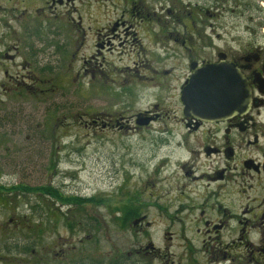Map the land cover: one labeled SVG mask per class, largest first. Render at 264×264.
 I'll list each match as a JSON object with an SVG mask.
<instances>
[{
	"label": "rangeland",
	"instance_id": "rangeland-1",
	"mask_svg": "<svg viewBox=\"0 0 264 264\" xmlns=\"http://www.w3.org/2000/svg\"><path fill=\"white\" fill-rule=\"evenodd\" d=\"M20 2L0 0V264H238L231 259L250 253L245 242L256 231L239 240L230 221L211 232L204 222L218 215L178 208L177 186L185 204L199 192L175 173L181 155L171 154L172 117L180 115L177 90L188 73L181 53L191 49L200 59L219 48L264 49V0H77L65 13L58 8L57 19L51 11L42 18L9 11ZM27 30H44L34 56L18 42L30 40ZM140 45L160 50L162 68L172 70L160 101L172 119L135 132L103 128L156 102L144 78H130L138 76L130 68ZM170 154L167 173L154 176ZM14 186L49 187L63 200ZM132 197L142 225L116 220Z\"/></svg>",
	"mask_w": 264,
	"mask_h": 264
},
{
	"label": "flooded vegetation",
	"instance_id": "flooded-vegetation-1",
	"mask_svg": "<svg viewBox=\"0 0 264 264\" xmlns=\"http://www.w3.org/2000/svg\"><path fill=\"white\" fill-rule=\"evenodd\" d=\"M20 1L19 8L10 7L9 11H20L19 9L25 8L26 11L38 12L41 18L46 13V16L54 14L55 19H57L58 8H62L65 13L67 6L74 4L77 0H35L29 3L31 5L28 3L23 4L26 0ZM40 4L43 6L40 7ZM55 9L57 11H53ZM50 11L51 13H49ZM116 21L110 25L112 28L110 31L114 33L120 26L118 22L120 20ZM56 22L57 24H54V22L53 24L60 26V20ZM24 26L25 29L30 28L26 22H24ZM43 31L33 33L27 30L26 33H29L30 40L18 39L20 45L24 47L23 53L34 56L35 52L40 51L34 43L41 41ZM45 31H51V28L50 30L45 28ZM124 33L128 36V30ZM136 33L134 32V35ZM42 42L43 44L46 43L44 39ZM185 43L186 41L183 42V44ZM110 44L111 41L108 42V45ZM62 46L65 47V45ZM96 46L101 49L105 48L104 43ZM186 49L188 50V47ZM98 50L101 52L100 49ZM142 51H145V56L141 55ZM157 52L147 53V49L140 45V48L136 51L138 55L137 61H134V68H130L131 71L138 73L137 80L133 75L130 77L133 82L138 81L139 77L144 78V82L150 84L153 90L156 91L154 95V101L156 102L148 108L130 112L128 115L123 116L122 122L108 119V122L102 124L103 128L112 127L128 132L149 130L153 128L156 122H163V120L171 118L160 101L162 100V92L170 87L169 77L172 70L162 68L164 56L162 57L160 50H157ZM175 53L178 52L175 51ZM181 55L183 58L188 59V73L183 77L177 90L182 108L179 117H175L176 115L172 117L175 119L177 127L173 128L175 145L172 147L171 154L178 153L181 155L176 159L177 169L175 173H180L182 180L198 183L190 193L192 195L196 191L199 193H197L196 198L189 197L188 203L185 204V197L181 196L186 193V190L177 186L176 191H179L177 194L179 197L178 208L182 211L193 212L199 210L203 214L214 213L218 215L217 219L204 222L210 231H221L228 227L230 221H236L237 231L241 233L239 240H243V234L247 230L256 231L257 236L254 240H246L245 242L246 246L250 247V253L242 254L239 259L234 258L231 260H237L238 264H264V49L262 47H252L242 52L241 50L219 48L214 57H202L200 59L193 57V52L189 49L183 51ZM139 56L144 57V61L139 60ZM220 61L236 65L249 79L252 93L248 111L223 120H202L192 114H186L182 102V92L193 74L192 65L197 64L201 67ZM140 65L143 70L142 68L140 70ZM140 73H143V75ZM132 95L131 91L130 97ZM93 123L95 126L101 125L99 119L94 120ZM168 130L167 126L162 128L163 133H171ZM171 154L165 155L157 164L154 176L167 173ZM187 194L189 195V192ZM142 221L137 224L142 225ZM235 242L234 240L231 244L234 245ZM29 249L28 246L22 245L17 248V250L24 253H28Z\"/></svg>",
	"mask_w": 264,
	"mask_h": 264
},
{
	"label": "water",
	"instance_id": "water-1",
	"mask_svg": "<svg viewBox=\"0 0 264 264\" xmlns=\"http://www.w3.org/2000/svg\"><path fill=\"white\" fill-rule=\"evenodd\" d=\"M192 69L182 92L186 114L202 120H223L248 111L252 93L249 79L236 65L220 61L201 67L193 64Z\"/></svg>",
	"mask_w": 264,
	"mask_h": 264
},
{
	"label": "trees",
	"instance_id": "trees-1",
	"mask_svg": "<svg viewBox=\"0 0 264 264\" xmlns=\"http://www.w3.org/2000/svg\"><path fill=\"white\" fill-rule=\"evenodd\" d=\"M16 187H17V189H21V190L27 191V192H34L35 193V191H36V192L42 193L44 195L45 194H48L50 196L54 195L55 196L54 198H56L57 200H63L62 196H61L62 194L58 193L55 190H51L49 187H44V188L38 187L36 189H33V188H25V187H21V186H14L13 188L16 189ZM69 200H71V199H69ZM72 200H75V199L72 198ZM81 201H85V200H81ZM77 202H78V200H77ZM98 202L100 203V199L98 200ZM117 208H118L117 211H120L121 215L116 217V220H118V221L122 220L124 225L128 221L129 222L133 221V223H134L135 221H137L139 219L143 220V218H141L142 215L140 213V210H141L140 203L136 204L133 197L131 199H129L125 204H123L122 208L121 207H117Z\"/></svg>",
	"mask_w": 264,
	"mask_h": 264
}]
</instances>
